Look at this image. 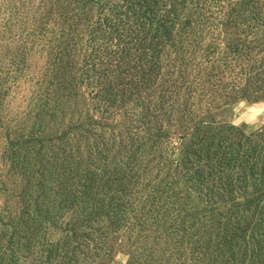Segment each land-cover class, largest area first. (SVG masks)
I'll use <instances>...</instances> for the list:
<instances>
[{
  "label": "trees",
  "instance_id": "16d2710c",
  "mask_svg": "<svg viewBox=\"0 0 264 264\" xmlns=\"http://www.w3.org/2000/svg\"><path fill=\"white\" fill-rule=\"evenodd\" d=\"M0 118V264H264V0H46ZM26 77V76H25Z\"/></svg>",
  "mask_w": 264,
  "mask_h": 264
},
{
  "label": "rangeland",
  "instance_id": "374dc122",
  "mask_svg": "<svg viewBox=\"0 0 264 264\" xmlns=\"http://www.w3.org/2000/svg\"><path fill=\"white\" fill-rule=\"evenodd\" d=\"M46 0H0V118L2 122L23 118L32 100L33 87L28 74L21 80L14 75L12 57L36 58L39 68L45 56L40 45L32 44L35 21L42 16ZM26 76V77H25ZM228 123L233 127L246 126L259 130L264 126V101H237L232 106ZM115 262L124 264L126 257L119 255Z\"/></svg>",
  "mask_w": 264,
  "mask_h": 264
}]
</instances>
